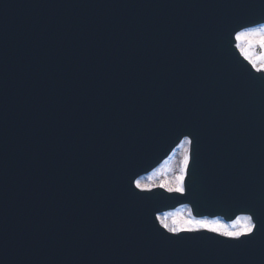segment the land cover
<instances>
[{"label":"water","instance_id":"water-1","mask_svg":"<svg viewBox=\"0 0 264 264\" xmlns=\"http://www.w3.org/2000/svg\"><path fill=\"white\" fill-rule=\"evenodd\" d=\"M254 2L0 0V264H264V75L234 47L264 19ZM186 136V195L137 191ZM183 203L253 215L256 234L234 248L159 228Z\"/></svg>","mask_w":264,"mask_h":264},{"label":"snow or ice","instance_id":"snow-or-ice-1","mask_svg":"<svg viewBox=\"0 0 264 264\" xmlns=\"http://www.w3.org/2000/svg\"><path fill=\"white\" fill-rule=\"evenodd\" d=\"M228 3L233 6H238L247 10H256V4L254 0H227ZM261 5L259 4V9ZM251 24H254L255 27L245 26L242 31L236 33V39L238 41L244 40L247 43V48L242 49L244 52L245 58L256 67L260 66L264 70V19L250 21ZM240 45L238 44L237 47ZM261 49L259 55L253 53V49ZM185 143L188 145L192 144V141L185 137ZM191 160V155L189 149L186 148L183 161L179 168V172L171 181H165L160 185L161 188H165L170 193H179L184 194L185 192V179L189 169V164ZM136 188L143 189V186L139 181L135 182ZM150 191L151 189H147ZM253 212H256V209L253 208ZM241 220L243 223H241ZM166 230L173 234V236H180L182 233L194 234L202 231H207L219 236L224 237V241H234L232 245L234 248H242L243 246L249 244L250 239L256 234L258 227L257 222H254L253 215H248L244 217L237 218V221L231 228L224 227L216 222H209L205 219H181L174 221L172 224H168L166 221H161ZM264 234V233H262ZM196 239V237H192ZM168 239V238H166Z\"/></svg>","mask_w":264,"mask_h":264},{"label":"rangeland","instance_id":"rangeland-1","mask_svg":"<svg viewBox=\"0 0 264 264\" xmlns=\"http://www.w3.org/2000/svg\"><path fill=\"white\" fill-rule=\"evenodd\" d=\"M238 44L240 45L239 47H240L241 49H245V48H247V43H246L244 40H240V41H238ZM260 50H261V49H260ZM252 51H253V53H254L255 55H259V54L257 53V48H256V49H253ZM261 51H262V50H261ZM260 53H261V52H260ZM243 54H244V52H243ZM244 56H245V55H244ZM256 68L261 69L259 65H257ZM262 71H264V70H262Z\"/></svg>","mask_w":264,"mask_h":264}]
</instances>
